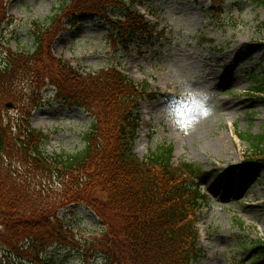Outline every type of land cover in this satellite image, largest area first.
Returning <instances> with one entry per match:
<instances>
[{"label": "trees", "instance_id": "trees-1", "mask_svg": "<svg viewBox=\"0 0 264 264\" xmlns=\"http://www.w3.org/2000/svg\"><path fill=\"white\" fill-rule=\"evenodd\" d=\"M139 1L65 0L45 21L32 23L31 47L2 49L0 264H49L54 247L77 252L86 262L102 257L104 264H197L205 256L198 224L210 202L202 188L208 173L194 162H176L171 143L159 144L145 157L134 152L140 127L135 110L158 94L117 67L85 72L53 51L65 22L88 16L105 21L115 49L128 48L137 37L150 40L157 26L135 9ZM222 1L212 0L214 5ZM253 2L264 7V0ZM5 3L0 0V29L8 18ZM117 11L123 18L110 17ZM255 81L254 91L264 97V65ZM48 86L56 99L92 115L81 149L45 150L49 136L32 125V113ZM10 101L14 109L6 108ZM237 135L248 144L252 171L264 163V133ZM72 206L93 211L102 226L95 237L81 240L60 217ZM236 223L244 225L238 218ZM254 247L250 264H260L264 242Z\"/></svg>", "mask_w": 264, "mask_h": 264}, {"label": "rangeland", "instance_id": "rangeland-1", "mask_svg": "<svg viewBox=\"0 0 264 264\" xmlns=\"http://www.w3.org/2000/svg\"><path fill=\"white\" fill-rule=\"evenodd\" d=\"M64 2L7 0L0 64L6 56L2 49L31 47L32 23L45 21ZM135 8L155 22L157 37L149 41L137 37L128 48L115 49L106 24L88 18L82 24L64 25L53 51L85 72L117 67L137 82H149L154 93L168 96L146 99L135 111L141 127L134 151L145 157L159 144L171 143L176 162H194L208 173L202 182L210 202L199 222V246L205 256L197 264H250L255 244L264 242V164L245 172L248 144L237 132L264 133V97L254 91L264 65V7L253 0H223L216 6L211 0H142ZM110 15L124 16L120 11ZM251 44L259 48L250 49ZM188 91L203 94L206 102L176 126L168 120L166 107ZM43 96L32 124L48 133L45 150L81 149L82 133L89 129L92 115L57 100L51 86ZM60 217L83 241L102 228L85 206L61 210ZM236 218L244 225H238ZM49 255V264H104L102 257L86 262L81 254L56 247ZM260 262L264 264V259Z\"/></svg>", "mask_w": 264, "mask_h": 264}, {"label": "clouds", "instance_id": "clouds-1", "mask_svg": "<svg viewBox=\"0 0 264 264\" xmlns=\"http://www.w3.org/2000/svg\"><path fill=\"white\" fill-rule=\"evenodd\" d=\"M206 97L197 92H184L180 96L173 99L166 107L168 120L176 126L191 115L195 111L197 105H202L206 102ZM183 113V115H181Z\"/></svg>", "mask_w": 264, "mask_h": 264}, {"label": "snow or ice", "instance_id": "snow-or-ice-1", "mask_svg": "<svg viewBox=\"0 0 264 264\" xmlns=\"http://www.w3.org/2000/svg\"><path fill=\"white\" fill-rule=\"evenodd\" d=\"M197 106L200 107V105H197ZM203 114L207 115V111L205 110ZM181 115H183V113H181Z\"/></svg>", "mask_w": 264, "mask_h": 264}, {"label": "water", "instance_id": "water-1", "mask_svg": "<svg viewBox=\"0 0 264 264\" xmlns=\"http://www.w3.org/2000/svg\"><path fill=\"white\" fill-rule=\"evenodd\" d=\"M8 106H12V104H8Z\"/></svg>", "mask_w": 264, "mask_h": 264}]
</instances>
